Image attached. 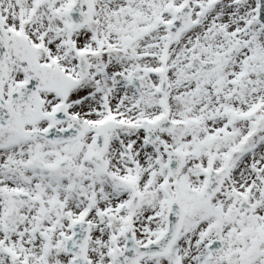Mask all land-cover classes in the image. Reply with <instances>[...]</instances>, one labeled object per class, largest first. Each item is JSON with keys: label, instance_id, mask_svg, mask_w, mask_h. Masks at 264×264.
<instances>
[{"label": "snow or ice", "instance_id": "obj_1", "mask_svg": "<svg viewBox=\"0 0 264 264\" xmlns=\"http://www.w3.org/2000/svg\"><path fill=\"white\" fill-rule=\"evenodd\" d=\"M0 264H264V0H0Z\"/></svg>", "mask_w": 264, "mask_h": 264}]
</instances>
